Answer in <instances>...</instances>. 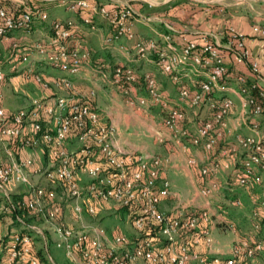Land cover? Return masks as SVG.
I'll use <instances>...</instances> for the list:
<instances>
[{
  "label": "built area",
  "instance_id": "1",
  "mask_svg": "<svg viewBox=\"0 0 264 264\" xmlns=\"http://www.w3.org/2000/svg\"><path fill=\"white\" fill-rule=\"evenodd\" d=\"M107 2L101 5L88 0H72L70 8L99 14L109 22L114 33L106 38L107 46L123 37L132 39L136 21L133 6L122 0ZM37 19L47 21L48 14L39 7L29 6L23 7L19 14L10 13L0 0V41L8 40L15 31L29 33ZM86 22L90 23V19ZM74 28L72 21H56L52 24L51 35L31 48L63 74L55 85L70 90L67 96L57 97L53 103L33 99L28 107L9 113L1 105L0 92V141L6 145L21 141L25 147H34L43 141L50 147L47 168H34L32 160H18L14 157V150L7 149L11 161L0 166V191L9 204L13 206L11 194L14 189L25 186V208L44 222L56 238L55 246L64 250L66 257L76 264H252L264 252L262 240L242 239L233 245L230 254L214 253L210 227L202 226L210 222L208 209L180 206L172 214L160 209L161 203L173 194L171 182L163 177L165 159L154 154L125 153L117 148L114 143L116 129L102 122L98 111L91 108L90 99L71 90L74 85L71 79L79 75L90 60V53L82 45L70 46ZM163 40L164 46L153 40L146 44L136 43V57L143 60L150 52L156 55L159 69L178 88V101L173 103L157 80L145 74L142 78L148 98L161 108L162 125L176 141L188 139L193 146L206 152H213L216 145L232 132L229 118L234 112V101L225 95L231 75L227 62L236 68L249 69L251 82L239 71L235 74V82L242 97L239 123L246 125L251 133L238 137L237 146L222 148L200 171L202 177L217 174L223 162L236 160L240 148L245 158L236 181L238 186H247L255 179L257 170L264 171V132L260 122L254 119L264 116V77L258 63L251 59L242 36L234 31H229L228 39L224 35L223 38L205 35L201 42L187 41L180 50L170 35H164ZM12 48L15 52L11 55L13 59L20 50L17 45ZM20 58L23 63L30 61L27 55ZM13 68L17 70V65ZM202 76L205 78L195 81ZM4 78L5 74L0 70V84ZM139 78L130 67L116 66L113 69L112 81L125 96L132 94ZM35 79L42 87L49 88L42 83L41 76L36 75ZM185 79L194 80L195 88L186 86ZM253 91L257 94L254 95ZM138 102L141 107L149 103L146 97H140ZM182 105L195 111L207 110V116L195 122L193 131L187 127V114ZM26 131H29L27 135ZM74 131L81 146L69 151L66 143ZM157 136L163 142V135L158 133ZM189 164L194 165L195 160H189ZM29 170L34 175L44 176L50 186L34 184ZM80 176L88 178L89 183L84 187L79 183ZM215 187L206 186L202 195L211 198ZM99 203L134 211L130 220L138 234L145 230L147 222L157 226L159 232L152 236L138 235V238L122 233L109 237L104 228L84 222L85 215L97 216L96 204ZM70 207L77 228L65 222V213ZM252 218L256 221L255 229L259 230L258 212H254ZM16 219L22 226H27L21 217ZM228 227L234 229L233 224ZM29 229L43 236L40 227L30 224ZM5 242V236L0 235V248ZM202 244L208 255L198 252ZM6 246L5 264H40L31 252L33 238L29 233L12 235ZM49 259L53 262L50 256Z\"/></svg>",
  "mask_w": 264,
  "mask_h": 264
},
{
  "label": "crops",
  "instance_id": "2",
  "mask_svg": "<svg viewBox=\"0 0 264 264\" xmlns=\"http://www.w3.org/2000/svg\"><path fill=\"white\" fill-rule=\"evenodd\" d=\"M71 1L3 0L5 6L13 11L18 10V7L23 9L29 6L39 7L48 14V20L37 19L29 33L15 31L10 34L8 40L0 41V70L5 74L0 84L1 105L6 112L14 113L26 108L33 99L53 103L55 98L68 95L66 92L54 91L59 96L51 98L53 93L50 90H54L56 80L63 74L43 61L31 48L35 43L42 42L51 35L54 22L72 21L75 32L69 41L70 46L82 45L90 53L89 62L79 75L71 79L74 87L79 94L91 99L102 119L116 129L117 136L114 143L117 148L125 153L154 154L165 159L163 177L171 182L173 194L161 203L160 209L171 214L180 206L198 210L208 209L211 215L210 222L202 226L210 227L214 253L230 254L233 245L239 240L253 241L259 239L257 233L262 232L264 235V171L257 170L255 179H252L247 186H238L236 176L245 158V153L240 148L236 160L223 162L217 174L209 177L200 175L201 169L216 157L222 148L237 146L238 137H246L251 133L246 125L239 123L242 116V97L238 94L239 85L235 82V74L238 71L249 77V69L236 68L230 61L227 62L231 75L228 79L229 89L225 95L234 101V112L229 118L232 132L216 145L213 152H206L201 147L193 146L188 139L182 142L176 141L163 127L162 119L156 114V108L159 106L151 103L144 87L140 85L130 96H125L112 81L113 69L116 66L130 67L140 77L145 74L153 76L170 100L177 103L178 88L161 72L156 55L150 52L147 59H137L136 43L146 44L153 40L158 45L164 46L166 43L163 36L170 35L173 44L180 50L187 41L201 42L205 35L223 38L227 31H234L242 36L251 59L258 63L264 77V0L251 2L225 0L227 3L222 2L223 0H123V3H130L136 12L134 37L120 38L109 46L106 45L105 40L114 33L109 22L99 14L72 10ZM88 1L92 4H108L107 0ZM217 1H221V7L216 8ZM87 19H90V23L86 22ZM13 45L18 46L20 54L16 53L12 59V53L15 54ZM22 55L29 57V63L21 62ZM14 65H17V70L13 68ZM36 75L47 79L52 88L45 89L37 83ZM204 78L205 76H202L195 81ZM249 79L251 82L250 77ZM195 81L185 79L184 83L190 89H194ZM140 97L148 99L147 106H140L138 102ZM182 108L187 114V127L192 131L195 122L207 116L206 109L195 111L186 105H182ZM254 119L260 122L264 132V116ZM28 133L29 131H26L25 135ZM158 133L163 135V142H160ZM75 138L76 136H71L66 143L69 151L78 149ZM47 147L48 145L43 141L34 147H20V145L17 147L16 144L6 145L0 141V166L11 161V155L7 150L9 148L14 150L16 159H30L34 168H47L50 158V155H46ZM191 159L195 160L194 165L189 164ZM29 172L34 184L50 186L44 176L34 175L32 170ZM212 185H216L213 196L204 197L201 191L206 186ZM25 190V186L19 185L14 189L11 197L21 196L26 192ZM1 197L0 191V235L7 237L11 236L10 233L14 235L21 232L24 226H19L20 223L12 218L9 211L4 210ZM236 202L240 204L237 205ZM254 212L259 214L257 220L259 230L255 229L256 221L252 218ZM70 213H72L71 209H67L65 213L67 225L73 222ZM235 222L239 224V228L247 226L250 229L252 226L255 235L250 236L246 234L247 231L238 229ZM229 224H233V230L229 229ZM26 225L30 224L26 223ZM262 238L264 240V237ZM62 251L66 256L64 250ZM198 252L208 255V250L203 244L198 248ZM1 255L0 249V257H3ZM252 264H264V252L259 254Z\"/></svg>",
  "mask_w": 264,
  "mask_h": 264
},
{
  "label": "rangeland",
  "instance_id": "3",
  "mask_svg": "<svg viewBox=\"0 0 264 264\" xmlns=\"http://www.w3.org/2000/svg\"><path fill=\"white\" fill-rule=\"evenodd\" d=\"M246 1L251 2L252 0H246ZM222 2L227 3L225 0H223ZM125 3H127V2H125ZM216 4L217 5H215V6L217 8V7H221L220 4H222V3H221V1H217ZM132 32H134V30ZM132 34H133V37H134V33H132ZM41 81H42L43 84L48 85V87L52 88V86L49 85L47 79L42 77ZM45 89H47V88H45ZM53 89L54 90H50V92L53 93V94H51V98L55 97V96L56 97L59 96V95L55 94L54 91H56L58 93H60L59 91L66 92L67 94L70 91V90H66L63 87H57V86H55ZM71 90L74 91L73 93L79 94L78 90L74 87V85H73V89H71ZM156 114H158L161 119L163 118V113H162L160 107L156 108ZM103 121L105 122L106 120H103ZM106 122H107L106 124H108V121H106ZM76 140H77V143H78V145H77V147H78L80 145V141L78 139H76ZM48 163H50V158H48ZM79 181H80L79 183H80V185L82 187L86 186L89 183L88 178H86L85 176H80V180ZM21 197H22V200L24 202V197H26V192L23 193ZM96 206H97V209H98V212H99L97 214V216L96 217H92V216H88V215L86 216L85 215L84 216V222L90 223V224H95V226H97V227L104 228L106 230V232H107L109 237L113 236L114 234L122 233V234H125L127 237L135 238L132 222L128 218L127 215L125 216L124 214H122V215L120 214V211H119L121 209L120 207H118L116 205H113V204L105 205V204H101V203L96 204ZM68 209H71V207L68 208ZM70 215L73 216L72 213H70ZM67 217H69V215ZM22 219H23V221L25 223L31 224V226L40 227L44 238H43V236L41 234H38V233H36V232H34V231L30 230V229L28 230V225L25 226L26 228L22 226L23 230H21V232H26V233L34 235L35 236L34 240L36 241L38 248H44V242H45V244L47 243L48 244V250H49V256L53 260L52 263L53 264H64L65 261H66V258H65L66 256L64 255L62 249H59V248L57 249V247L55 246V239L56 238L52 235L51 231L47 228V226L44 224V222L42 220L38 219L37 217L33 216L30 212H29V214L24 212V216L22 217ZM235 223H236V226L238 225L237 226L238 229H240V230L242 229V231H247L246 234H249L250 236H254L255 235V231L253 230L252 226L250 227V229H249V227L247 228V226H243V227L239 228V224H237V222H235ZM20 225L21 224H19V226ZM69 226H71L73 228H77L76 227L77 224H76L75 220H73L72 224L69 225ZM260 233H257L256 236H258L259 239L262 240V242H264V240L262 238V237H264V235H263L262 232H260ZM9 235L12 236L11 233ZM74 264H76V263H74Z\"/></svg>",
  "mask_w": 264,
  "mask_h": 264
},
{
  "label": "trees",
  "instance_id": "4",
  "mask_svg": "<svg viewBox=\"0 0 264 264\" xmlns=\"http://www.w3.org/2000/svg\"><path fill=\"white\" fill-rule=\"evenodd\" d=\"M1 2H2V5L6 8V10L8 11V12H15L16 14H19L23 9H21L22 7H18V10L16 9V11H13V9H11V8H7L6 6H5V4H4V2H3V0H1ZM224 36H225V39H228V37H229V31H227L225 34H224ZM235 71V69L233 70V72ZM229 73H231L230 71H229ZM141 85V87H144L145 88V83L143 82V78L142 77H140L139 78V81H138V83H136L135 84V88H137V87H139ZM253 94L254 95H256L257 94V92L256 91H253ZM89 104H90V106H91V108L93 109V110H96L95 109V106H94V104L92 103V100L90 99L89 100ZM100 117H101V115H100ZM101 120H102V122L103 123H107L106 121L104 122L103 121V119H102V117H101ZM76 133V131H74L73 133H72V135L71 136H76V138L75 139H77V134H75ZM16 146L18 147V145H20V147H25V144H23V143H21V141L19 142V141H17L16 143ZM47 145V144H46ZM81 146V144L77 147V148H79ZM16 149V148H15ZM45 150H46V155H50V152H49V150H50V147L48 146L47 148H45ZM17 152V151H16ZM2 193V192H1ZM22 196V195H21ZM21 196H14V197H12V204H13V206H11L10 204H9V202H8V200H7V198H6V196L2 193V197H1V199H2V201H3V203H4V210L6 209V208H8L9 207V209L7 210V211H9V213L11 214V216H12V218L14 219V220H17L16 219V217L17 216H19V217H23L24 216V212H26V213H28L29 214V211L25 208V206H24V202H23V200H22V197ZM120 214L122 215V214H124L125 216L127 215L128 216V218L129 219H132L133 217H134V211H132L131 209H129V208H121L120 210ZM159 232V228L157 227V226H155V225H153V223H150V222H147V224H146V228H145V230L141 233V234H138L137 232H135V230H134V234H135V238H138V235H140V237L141 236H152V235H156L157 233ZM31 236H32V238H33V246H32V248H31V252L39 259V261H40V264H53L51 261H50V259H49V250H48V244L47 245H45V242H44V248H38L37 247V243H36V241L34 240V235H32V234H30ZM12 238V236H7V237H5V240H6V242L4 243V245H2L1 246V250H2V255L1 256H3V257H0V264H5V261H6V256H7V251H8V248H7V244H8V242L10 241V239ZM44 241V240H43ZM64 264H74V262L72 261V260H70V259H68L67 257H66V261H65V263Z\"/></svg>",
  "mask_w": 264,
  "mask_h": 264
}]
</instances>
